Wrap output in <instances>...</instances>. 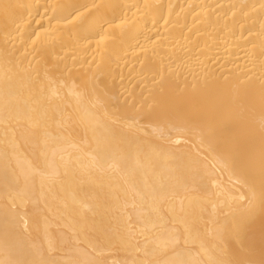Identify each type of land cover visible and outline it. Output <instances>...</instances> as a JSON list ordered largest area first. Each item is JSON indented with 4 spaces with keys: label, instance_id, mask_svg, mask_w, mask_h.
<instances>
[{
    "label": "bare ground",
    "instance_id": "obj_1",
    "mask_svg": "<svg viewBox=\"0 0 264 264\" xmlns=\"http://www.w3.org/2000/svg\"><path fill=\"white\" fill-rule=\"evenodd\" d=\"M0 264H264V0H0Z\"/></svg>",
    "mask_w": 264,
    "mask_h": 264
}]
</instances>
